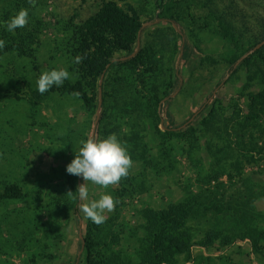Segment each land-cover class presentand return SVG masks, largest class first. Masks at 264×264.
Segmentation results:
<instances>
[{
  "label": "trees",
  "instance_id": "obj_1",
  "mask_svg": "<svg viewBox=\"0 0 264 264\" xmlns=\"http://www.w3.org/2000/svg\"><path fill=\"white\" fill-rule=\"evenodd\" d=\"M153 1L155 11L149 17L172 18L186 25L189 38L204 56L201 64H211L213 72L235 64L264 41V24L258 25L251 34L243 17H236L231 1L220 10L211 7L215 0ZM40 5L38 0L31 3L29 0H0V25L21 8L28 9L30 19L25 28L14 32L0 26V39L5 41V48L0 50V96L10 95L18 102L28 101L35 106L52 100L55 95L70 96L82 101L91 123L102 72L117 56L133 52L143 23L140 14L131 5L123 8L114 0H103L85 22L80 26L73 24L67 40L73 77L41 95L36 84L39 77H31L29 72L32 74L34 69L28 70L22 62L30 59L32 65H37L40 36L46 25L38 15ZM196 32L207 33L211 41L220 44L219 49L206 53ZM180 53L178 35L173 28H149L144 33L138 56L114 67L104 82L97 141L115 133L121 142H126L134 166L129 176L120 181L125 197L144 194L147 190L146 169L164 172L165 161L172 160L171 142L186 140L191 133H200L204 140V144L198 137L190 140L186 150L199 183L218 180L228 173V168L241 174L244 163L264 159V46L238 69L244 74L239 94L245 108L239 103L226 106L222 99H216L209 114L196 127L189 131L163 132L159 128L162 119L157 105L179 81L176 64ZM77 55L84 57L80 64L73 62ZM10 62H13V71L7 69ZM238 70L234 76L238 75ZM18 86L24 93L17 89ZM221 86L222 83H218L215 91ZM73 92H79L81 96L71 95ZM191 119L187 122L188 127ZM15 142L16 138L11 134L7 138L0 137V264H12L9 261L23 253L24 264L57 261L68 242L70 230L73 226L79 227V195L76 192L79 177L68 174L66 169H51L50 178L43 184L26 186L24 175L19 171L23 157L13 148ZM201 151L210 156V167H206L204 157L198 156ZM46 176L39 175L44 179ZM60 178L62 181H58ZM69 191L73 193L71 196H67ZM109 192L120 200L113 190ZM209 212L210 207L190 197L167 210L145 208L137 227L127 228L120 215H111L99 226L86 219L81 264H188L193 260L194 246L222 250L245 239L251 241L256 256H264V230L257 222L249 225L243 221L246 215L254 213L244 210L239 216L244 230L226 228L225 218L218 220V225L223 228L212 224V227L195 233V224L200 226L203 220L207 222Z\"/></svg>",
  "mask_w": 264,
  "mask_h": 264
},
{
  "label": "rangeland",
  "instance_id": "obj_2",
  "mask_svg": "<svg viewBox=\"0 0 264 264\" xmlns=\"http://www.w3.org/2000/svg\"><path fill=\"white\" fill-rule=\"evenodd\" d=\"M102 1L38 0V3L41 4L37 9L38 15L46 25L40 36L39 50L36 54L37 65H32L33 62L30 59L22 61L28 66V70L34 69L32 74L31 71L29 72L31 77L38 78L43 72L51 70L66 69L70 72L71 64L67 54V40L71 34V26L73 24L80 26L85 22L99 9ZM114 1L123 8L127 5L133 6L139 12L142 22L151 18L149 16L155 11V1L153 0L154 3L152 1L148 3V0ZM228 1L233 2V11L236 17H243L247 27L251 29V34L255 33L254 30L257 29L258 25L264 24V0H215V4H212L211 7L220 10ZM182 26L188 39L194 45L189 38L187 26L184 24ZM205 30L208 32V29ZM196 37L201 39V48L206 53L219 49L220 44L215 40L211 41L207 33L196 32ZM178 42L181 53L176 64L177 78L182 75L190 50L185 39L179 35ZM203 58V54L200 53V62L184 84L181 93L167 103L174 110L164 111L158 103L157 111L162 119L159 125L161 131L182 132L189 131L191 127H196L209 114L216 99H222L226 106L233 107L239 103L241 108H245L243 99L240 98L239 94L241 80L244 77L242 70H238L240 69L239 66L228 78V80L232 79L231 83L225 84L227 81H218L200 87L196 90L193 101L186 104L179 112L176 111L187 91L196 82L210 77H227L234 69V65H230L213 72L211 64L207 62L201 64ZM12 66L13 62H10L7 69L13 71L14 67ZM237 70L239 71L238 75L235 74L234 76ZM35 75L37 76L35 77ZM218 83H222V86L215 91ZM17 89L24 93L21 86H18ZM7 90L10 91L11 88ZM3 96H0V137L2 135L3 138H7L11 134L16 138V147L13 148L18 150V154L23 157L20 164L22 168H19V171L24 175V183L28 187H38L50 178L51 169L64 170L72 162L75 158V151H78L82 146L80 141H87L89 138L94 117L90 123L83 109L82 101L70 96L55 95L52 100L39 106L30 104L28 101L18 102L10 95ZM194 114L195 116L192 118ZM190 119L191 125L188 127L187 122ZM262 120L264 122V117ZM124 131H126V127H124ZM197 137L200 138L198 132L189 134L186 140H173L171 142L169 152L172 160L165 161V171L161 173L152 168L146 169L147 190L144 194L128 198L124 196L121 183L104 189L88 182L89 198L86 203L99 199L101 195L113 190L116 196L120 198V203L116 205L113 212H106L105 216L109 218L111 215H120L126 224L125 226L129 228L138 226L141 221V211L147 207L167 210L186 198L195 197L205 206L210 207L209 220L207 222L203 220L200 226L195 224L194 232L197 234L203 229L212 227V224L218 225V220L225 218L227 220L226 228L243 229L244 224L240 222L239 216L244 213V210L255 215H246V219L243 221L249 225L257 222L264 230V159H259L254 163H244L241 174H236L228 168V173L218 180H213L210 183H199L195 180V167L188 159L186 151L188 142ZM200 140L201 144H204L203 138ZM157 149H155V153H157ZM198 156L204 157L206 167L211 166L209 155L201 151ZM41 173L47 175L45 179L39 177ZM62 179L60 178L58 181H62ZM79 181L80 179H78ZM78 215L79 205L77 221ZM219 227L223 228L224 226ZM78 241L79 227L77 229L73 226L61 257L57 261L46 262L45 264H71L70 255ZM130 251L133 252L132 247ZM82 253L83 244L78 249L76 264H81ZM24 257L25 254L23 253L21 257H14L9 262L24 264ZM188 264H264V256H256L251 241L245 239L243 241L237 240L234 245L222 250L194 246L193 260Z\"/></svg>",
  "mask_w": 264,
  "mask_h": 264
},
{
  "label": "clouds",
  "instance_id": "obj_3",
  "mask_svg": "<svg viewBox=\"0 0 264 264\" xmlns=\"http://www.w3.org/2000/svg\"><path fill=\"white\" fill-rule=\"evenodd\" d=\"M32 0H29L31 3ZM30 22L29 11L21 8L9 21L3 23L8 32H14L18 28H25ZM5 48V41L0 39V50ZM84 57L77 55L73 58L75 64H80ZM73 74L66 69L51 70L43 72L36 81L38 91L41 95L50 89L60 87L65 80H69ZM71 95L80 97L81 93L73 92ZM82 145L75 151V158L67 165L66 171L70 175L82 177L84 183L77 187L79 199L86 201L89 198L87 183L104 189L116 186L122 179L129 176L130 169L134 162L128 152L126 142H121L115 133L102 140L88 139L81 140ZM73 193L69 191L67 196ZM119 199L110 194H103L99 199L91 200L88 203H81L79 211L83 213L85 219H90L97 226L106 221V212H113Z\"/></svg>",
  "mask_w": 264,
  "mask_h": 264
},
{
  "label": "water",
  "instance_id": "obj_4",
  "mask_svg": "<svg viewBox=\"0 0 264 264\" xmlns=\"http://www.w3.org/2000/svg\"><path fill=\"white\" fill-rule=\"evenodd\" d=\"M156 26H169V27L173 28L177 35H179L183 39H185L187 45L190 48V50L188 52V59L184 65L182 75H181V77H179V81L171 88V90L168 92V94L159 102L160 107L164 111L170 112V111L174 110L173 108L169 107L167 105V103L170 100L176 98L181 93L184 84L188 81L191 74L193 73V71L195 70V68L197 67V65L200 62V52H199L198 48L190 42L186 33L184 32L182 25L177 20L172 19V18H166V17L149 18L142 23V25L139 29V32L137 34L136 44H135L133 52L130 53L129 55H122V56H119V57L113 59L110 63L107 64L106 68L102 72V75H101L99 82H98V88H97V106H96V111H95V115H94V122H93V126H92V129H91V132H90L88 139L91 138V139L96 140V137H97V133H98L99 125H100V120L102 117V111H103V85H104V82L106 81L110 71L114 67L121 65V64H124V63H127V62L133 60L134 58H136L138 56L140 50H141V47H142L144 33L149 28L156 27ZM263 46H264V41H262L257 46H255L253 49H251L249 52L244 54L235 64H233L234 69L230 72V74L227 77H223V78L222 77H210V78L202 79V80L196 82L187 91V93L184 96L183 101L181 102L179 107L176 109V111L179 112L180 110H182V108L186 104L193 101L194 94H195L196 90L199 89L200 87H202L206 84L215 83L218 81L226 82L228 80V78L231 76V74L234 72V70L237 69L243 61H245L251 55L256 53ZM79 179H80V181L78 182V186L80 184L84 183L82 177H79ZM81 203H86V201H81L79 199V196H78L79 207H80ZM78 226H79V241H78V244L74 247V249L70 255L71 264H76L75 262H76L77 252H78V249L80 248V246L84 243V236H85V232H86V219L84 218L83 213L80 211H79V215H78Z\"/></svg>",
  "mask_w": 264,
  "mask_h": 264
}]
</instances>
